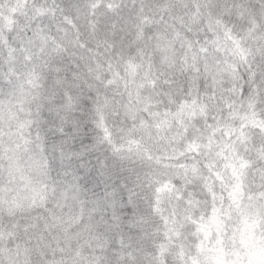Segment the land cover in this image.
<instances>
[{"label": "snow or ice", "instance_id": "1", "mask_svg": "<svg viewBox=\"0 0 264 264\" xmlns=\"http://www.w3.org/2000/svg\"><path fill=\"white\" fill-rule=\"evenodd\" d=\"M0 264H264V0H0Z\"/></svg>", "mask_w": 264, "mask_h": 264}]
</instances>
